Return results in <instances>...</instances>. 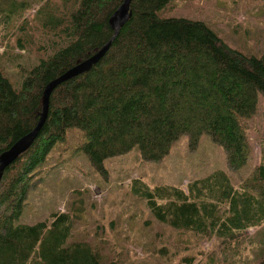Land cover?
<instances>
[{
    "label": "trees",
    "instance_id": "16d2710c",
    "mask_svg": "<svg viewBox=\"0 0 264 264\" xmlns=\"http://www.w3.org/2000/svg\"><path fill=\"white\" fill-rule=\"evenodd\" d=\"M38 1L25 16L34 0H0V154L36 124L48 81L109 39L108 17L122 0ZM167 1L131 0L102 57L51 90L43 124L0 179V264H101L97 248L70 239L68 211L54 212L50 222H16L34 173L70 128L82 131L79 146L102 174L106 156L138 145L143 158L159 160L184 133L195 146L208 132L232 169L246 162L244 123L257 110L258 91L264 96V60L230 46L203 20L158 15ZM33 54L37 60L18 65L21 77L12 79L5 64ZM131 186L157 220L221 239L230 253L225 263L233 254L239 264L263 262L264 159L238 186L222 169L185 187H150L140 178ZM251 225L256 231L245 233ZM249 251L256 252L248 257ZM104 264L123 262L112 257Z\"/></svg>",
    "mask_w": 264,
    "mask_h": 264
},
{
    "label": "rangeland",
    "instance_id": "374dc122",
    "mask_svg": "<svg viewBox=\"0 0 264 264\" xmlns=\"http://www.w3.org/2000/svg\"><path fill=\"white\" fill-rule=\"evenodd\" d=\"M39 3L34 0L33 7L25 10L24 15L33 13ZM157 14L203 20L230 46L264 60V0H168ZM0 24L3 33L5 27L2 21ZM36 60L35 54L22 55L5 65L17 81L21 77L18 65L27 68ZM244 124L250 152L238 168L228 166L223 146L203 132L195 146L190 144L187 134H181L159 160L143 158L138 145L108 155L104 158L106 174L100 173L80 148L82 131L70 128L34 173L22 216L16 222H50L54 212L68 211L72 215L70 239H83L97 248L101 264L112 257L123 264H202L208 259V264H239L240 257L235 254L230 256L229 263L223 261L230 253L224 254V244L218 237H198L190 230L157 220L146 199L134 192L131 185L133 178H140L150 187H185L189 180L222 169L238 186L264 159L261 91L256 112ZM256 229L251 225L244 232L251 234ZM161 248L164 252H160ZM255 252L249 251L248 257Z\"/></svg>",
    "mask_w": 264,
    "mask_h": 264
},
{
    "label": "water",
    "instance_id": "95a60500",
    "mask_svg": "<svg viewBox=\"0 0 264 264\" xmlns=\"http://www.w3.org/2000/svg\"><path fill=\"white\" fill-rule=\"evenodd\" d=\"M130 1L131 0H122L118 5V7L108 17V23L112 28L113 33L109 37V39L97 51H95L85 59L72 65L70 68L59 74L57 77L48 81V83L45 85L43 91V97H42V109L36 124L33 126V128L30 131H28L26 134L21 136L15 143H13L11 147H9L0 154V179L5 167L13 159H15L20 152L25 150L31 144L38 130L43 124V121L45 120L48 112L49 95L53 87L58 83L70 78L71 76L76 75L88 69L93 63H95L97 60H99L102 57V55L109 48L113 39L117 36L120 28L127 21L129 17ZM261 264H264V260Z\"/></svg>",
    "mask_w": 264,
    "mask_h": 264
}]
</instances>
